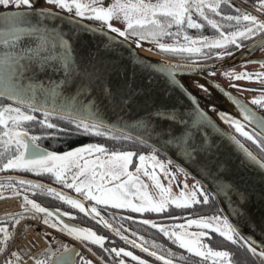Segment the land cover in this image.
Returning <instances> with one entry per match:
<instances>
[{"label": "snow or ice", "instance_id": "6c2138e0", "mask_svg": "<svg viewBox=\"0 0 264 264\" xmlns=\"http://www.w3.org/2000/svg\"><path fill=\"white\" fill-rule=\"evenodd\" d=\"M55 3L59 9L68 10L66 19L70 23L58 24V20L65 19L64 13L42 6L40 0H0V7L11 6L0 12V98L10 101L0 103V171L48 174L63 185L56 187L27 175L3 177L14 181L12 191L5 195L22 196V213H42L43 222L67 238L53 236L46 247L25 260L22 252L26 253V248L8 249L16 238L12 228L24 217L21 212L6 216L7 222L0 223V253L4 254L0 264H94L73 241L85 247L88 243L99 245L112 258L111 264H128L124 256L138 264H152L129 247L114 246V241L110 242L112 246H105L107 236L65 219L75 217L76 211L46 207L28 193L57 198L163 264H176L171 257L180 253L156 240H146L131 228H126L131 233L126 235L109 223L98 206L121 210V220L154 228L205 262L241 264L228 247L207 243L214 232L264 264V243L249 234L253 227L264 231V214L257 219L250 208L253 196L264 204V158L245 143L251 141L264 155V112L251 106L264 109V86L259 94L251 96V104L227 89L221 94L217 90L224 86L211 79V71L207 77L204 75L205 68L211 70L214 66L195 62L210 54L220 61L217 66L227 65V57L247 63L244 56L264 45V18L238 7L232 0ZM257 3L264 9V0ZM85 18L99 24L86 23ZM113 18L121 24L114 23ZM201 21L211 25L217 34L191 35L187 29H202ZM226 27L230 30L226 31ZM81 30L88 35L87 43L83 42ZM165 37H171V42H163ZM143 41L153 42L152 50L182 59L146 56L139 51ZM193 74L198 78L190 82ZM223 75L264 84V71L234 72L227 68ZM224 102L232 104V110H225L221 106ZM35 112L41 115H33ZM212 113L233 131L222 128ZM53 118L59 122L53 123ZM37 123L41 131H30ZM65 123L68 127L62 126ZM80 134L138 141L151 151L137 154L133 150H111L96 142L58 151L40 142L44 137L58 140ZM173 155L185 176L193 174L189 168L195 171L197 178L191 185L187 180L180 181L168 167ZM134 157L135 167L130 168ZM257 166L259 181L249 172ZM141 170L159 187L158 197L149 192ZM160 172L177 179L179 192H172L170 185L161 182ZM4 187L0 185V192ZM217 198L231 206V219L222 214L192 216L187 210L188 206ZM177 209L188 217L180 223L145 218ZM129 210L138 215L125 216ZM189 226L199 230L190 231ZM42 234L47 239V234Z\"/></svg>", "mask_w": 264, "mask_h": 264}, {"label": "flooded vegetation", "instance_id": "af4514ba", "mask_svg": "<svg viewBox=\"0 0 264 264\" xmlns=\"http://www.w3.org/2000/svg\"><path fill=\"white\" fill-rule=\"evenodd\" d=\"M232 3H235L238 7L242 9H246L247 11H250L253 14L260 16L261 18H264V9H261L260 5L257 3V0H232ZM222 7L224 6L222 5ZM194 18H197L195 16V13H194ZM203 23H204V27H203L204 34L203 35L214 36L217 34L216 30L211 25H208L206 22H203ZM225 30L228 31L230 29L226 27ZM250 42L251 41H249L248 43ZM245 47H247V43L245 44ZM262 58H264V45L257 47L249 56L245 58V60L248 61L247 63L241 62L238 65H235L233 67H227V68H232L234 72H239L245 69L251 72L264 71V63H261ZM216 61L218 60L209 54V58L198 59V61H195V62L196 63H214ZM227 68L215 69V70L211 69L208 71V74L211 71V75L215 77L216 79H218L219 81L223 82L224 84L228 86H230L231 84L230 87L232 89L237 91V93H239L249 102H251V99H250L251 96L259 94V89L260 87L264 86V84H262V82L260 81H247L243 78L228 77L225 75H222L219 77L215 74L218 72L224 73L227 70ZM235 82L242 83V84L246 83L245 84L246 88L245 87L234 88L233 85ZM8 102L9 101L0 99V103H8ZM254 106L257 107L261 112H264V109H261L259 105H254ZM33 115L40 116L41 114L39 112H35L33 113ZM52 122L57 123L59 121L56 118H53ZM29 130L33 132L41 131V125L37 123L35 124L34 127H30ZM70 139H75L76 141L77 135L65 136L63 139H58V140H53L49 137H44L40 142L42 143L44 147H47L51 150L62 151L65 148H68L67 145L69 144L68 142L70 141ZM245 143L260 158H264V155H261V153L257 151L256 147L252 144L251 141L245 140ZM76 145H73V146H76ZM133 151H135L138 154V152L140 151L147 153L151 151V149L133 150ZM161 159H166V158L164 156H161ZM135 163H136V157H134L133 163L130 165V168H134ZM9 175H27L29 176V178L39 179L43 181L44 183H51L53 184V186H56V187H64V186L53 181L52 178L48 174L37 175V174H31V173L19 172V171H16V172L0 171V185H5V187L3 188V191L0 192V223L7 222L5 220L6 216H10L14 213L21 212L24 218L12 228V230L15 231L16 233V238L15 240L12 241L11 244L8 245V249H11L14 247L15 248H26L28 251L26 253L22 252V255L24 256V259L27 260L34 254H36L41 248L46 247L48 245V240H51L53 236H60L61 238H67V235L61 233L58 229L56 230L52 229L50 225H46L43 222L44 216L42 213L35 215L41 225L35 224V222L33 221V219L35 220V216H28L27 214L22 213V210H21V205L23 204L22 196L21 195H5V193L12 191L10 185L14 183V181H8V180L3 179V177L9 176ZM65 191L78 195L72 189L65 188ZM28 194L31 196V198L37 199L38 202L44 204V206L46 207L57 208V209H60L61 211H76L77 214L75 217H66L65 219L75 224H78L81 227H91L95 231H97L98 234L107 236L109 239L108 241L105 242V246H112L110 242L114 241V246L129 247L132 251H135L137 255H142L145 259H149L150 261H152V264H163L161 262L156 261L152 257H149L142 250L137 249L134 246H131L127 244L126 242H124L123 240H121L120 237L116 236L110 229L99 224L98 220L93 219L91 217H87L85 214L81 213L79 210L74 209L72 206L66 205L64 202L59 201L57 198L51 197L46 193L45 194L28 193ZM11 201L16 203V205H11ZM98 207L100 208L102 215L109 220V223H111L114 227L119 228L120 231L124 232L126 235L131 234L126 231V228H131L133 232H137V231L140 232L141 235L145 236L146 240L148 241L156 240L160 244L166 246L167 248H171L173 252L180 253L179 256L171 257V259L176 261V264H211L210 261L205 262L202 260V258H200L196 254L188 253L187 250L181 248L180 246L175 245L170 240L165 242L163 240L158 239L157 235L155 236L157 239L156 238L154 239L153 234L149 233L148 226L146 225L134 224L130 220H121L118 214L121 210L115 209L113 207H109V208H104L103 206H98ZM191 214L192 216H196V215H213V214H222V213L218 211L215 213L214 212L213 213H206V212L201 213L200 212V213H191ZM124 215L134 216L138 214L135 213L134 211L129 210V211H126ZM145 218L153 219L147 216H145ZM186 218H183V219H186ZM183 219H180V220H183ZM171 221H177V220L157 221V222L166 223V222H171ZM192 227L197 228L196 226H192ZM21 228L24 229L23 232L20 231ZM42 232L47 234V239H45V236L42 234ZM213 235H215L214 232H213ZM73 242L79 244L82 247L83 252L87 254L89 258L93 259L94 264H105V261H108V264H111L112 258H110L107 254H105L103 252V249L99 245L88 243L87 246L85 247L79 241H73ZM207 243L210 246H212L210 243V238L207 239ZM55 246L56 245L53 244V247ZM3 258H4V254L0 253V260H3ZM124 259L128 261V264H138V262H135L130 257L124 256Z\"/></svg>", "mask_w": 264, "mask_h": 264}, {"label": "water", "instance_id": "95a60500", "mask_svg": "<svg viewBox=\"0 0 264 264\" xmlns=\"http://www.w3.org/2000/svg\"><path fill=\"white\" fill-rule=\"evenodd\" d=\"M99 2H103V3H108L109 0H101ZM40 4L42 6H45V7H48V8H51V6L43 3V0H40ZM11 6H3V7H0V12H3V11H6L8 10V8H10ZM51 9H53L54 11H58V12H63L64 13V16H65V19L64 20H58L57 23H70L69 21H67L66 17L69 15V12L68 10H63V9H59L56 8V7H52ZM72 14H74V11L72 12ZM85 22L86 23H96V24H99L98 22L96 21H93V20H90V19H87L85 18ZM81 34L83 36V42L84 43H87L88 42V35L86 33L83 32V30H81ZM144 44L143 47H140L139 48V51L143 52L146 56H149V57H152V58H155V59H167V60H174V61H178V60H175V59H172V58H168V57H165V56H162L160 54H158L156 52V50H152L154 48V44L153 43H148V42H142ZM261 46V45H260ZM255 50V49H254ZM253 50V51H254ZM253 51H251L250 53H247L245 56H244V59L249 56ZM229 61V63L227 65H223V66H217L220 64V61H216L214 63H199V64H205V65H213L214 67L212 68V70H215V69H223V68H227V67H233L235 65H238L239 63L241 62H237V57H227L225 58ZM208 71L209 69L205 68L204 69V75L207 77L208 76ZM198 78V75L197 74H193L191 77H189V81L191 82L192 80H195ZM211 79L212 80H215L217 81L220 85L224 86V88H221V89H218L217 91L219 93H223L225 89H227L228 91H231L233 92L234 94H237L240 96L241 99L249 102L247 99H245L243 96H241L239 93H237L235 90H233L230 86L224 84L223 82L219 81L218 79H216L215 77H213L211 75ZM0 99H3V100H6V101H9L7 98H0ZM10 102V101H9ZM251 104V102H249ZM225 110H232V104L230 103H227V102H224L222 103L221 105ZM252 107L256 108L257 111H260L257 107H255L253 104L251 105ZM261 112V111H260ZM233 114H235V112L233 111ZM213 117L216 119L217 123L222 127V128H225L227 129L229 132L233 131L229 125L226 124V122L220 118L219 116L216 115V113H212ZM114 119V118H113ZM137 135H139V133H137ZM146 145V144H145ZM148 146V145H147ZM258 156V155H257ZM165 157V156H164ZM166 158V157H165ZM172 160H173V163L177 165V158L173 155L172 157ZM180 163H183V161H180ZM254 163V162H252ZM185 167H188V165H184ZM189 171H191L193 174L190 175L192 178H197L196 177V173L193 169L189 168ZM249 172L250 174L253 176L254 179H256L257 181H259V176H260V170H259V167L257 166L256 168H250L249 169ZM73 194V193H71ZM75 195V194H73ZM217 204H218V207H219V210L220 212L223 214V215H228L229 218L231 219L232 216L234 215V213H232V208L231 206L228 204V202L226 200H222V199H215ZM250 208H251V212L252 214L257 218L259 219L261 217L262 214H264V204L261 203V201H259V199L256 197V196H253L252 200L250 201ZM231 214V215H230ZM247 230V229H246ZM253 240L255 241H260L261 243H264V231H262L259 227H253L251 230H250V233H249ZM147 254V253H146ZM149 257H152L150 256L149 254H147ZM153 259H155L156 261H158L156 258L152 257ZM158 262H161V261H158ZM163 263V262H161Z\"/></svg>", "mask_w": 264, "mask_h": 264}, {"label": "trees", "instance_id": "16d2710c", "mask_svg": "<svg viewBox=\"0 0 264 264\" xmlns=\"http://www.w3.org/2000/svg\"><path fill=\"white\" fill-rule=\"evenodd\" d=\"M196 16V14H195ZM203 22V21H201ZM191 35H203L204 34V28L202 29H195V28H189L187 29ZM182 39V37H180ZM148 43H153L149 41H144ZM163 42H171V37H165L163 39ZM154 44V43H153ZM156 52L160 55L175 59V60H181L182 58L178 55H166L163 52L156 50ZM198 61V60H196ZM63 127H68L67 123L62 125ZM78 139V140H77ZM77 139H70L68 142L69 144L67 147H71L76 144L80 143H88V142H97V143H104L106 144L109 149L111 150H144V149H151L145 144H140L138 141H129V140H114L109 137H104L102 135L98 134H80L77 136ZM188 212L190 213H213V212H218L219 208L217 205L216 200H210L207 204H198L194 206H188ZM149 218H153L156 221H169L172 219H165V217H179L180 219L186 218L184 216V213L181 212L180 210H175V211H168L166 210L163 214H148L146 215ZM148 231L149 233L153 234L154 239L156 238L155 236H158V239L163 240L165 242L169 241L168 238L164 237L161 233L158 232V230H155L154 228H151L148 226ZM157 239V238H156ZM210 243L212 246L218 247V246H224L228 247L230 251H233L234 253V259L239 260L241 264H259V261L251 256L250 254H245L242 251H238L232 244L231 242L226 241L225 238L220 236L219 234H215L210 238Z\"/></svg>", "mask_w": 264, "mask_h": 264}, {"label": "rangeland", "instance_id": "374dc122", "mask_svg": "<svg viewBox=\"0 0 264 264\" xmlns=\"http://www.w3.org/2000/svg\"><path fill=\"white\" fill-rule=\"evenodd\" d=\"M101 1V0H98V2ZM43 3L51 6L52 7H56L58 8V5L55 3V0H43ZM74 11V10H73ZM113 22L114 23H117L118 25L121 24V21L117 20L116 18H113ZM217 76H222L223 73L221 72H218V73H215ZM229 84V83H228ZM245 84H242V83H237L235 82L234 83V88H236L235 85H241V87H245ZM231 86V84H230ZM232 86V87H233ZM246 88V87H245ZM134 160V158H133ZM173 163V162H172ZM174 164V163H173ZM173 164H170L168 165V167H170L174 172H176V175L177 177L179 178L180 181H184V180H187V183L189 185H191L192 181L194 178H192L190 175L188 176H185V174L183 172H180L177 168V165H173ZM141 176H142V179L146 182L147 184V188L149 190V192L151 194H153L154 197H158L159 195V187L153 182V180L151 179L150 176H148L146 173L143 172V170H141ZM159 176H160V180L163 184L165 185H170L171 187V190L172 192H179V188H180V184L178 183L177 179L176 178H169V174L165 173V172H160L159 173ZM215 213V212H214ZM182 222V220H177V221H171V222H166V223H180ZM189 230L190 231H197L199 230L198 228H193L192 226H189Z\"/></svg>", "mask_w": 264, "mask_h": 264}, {"label": "bare ground", "instance_id": "6f19581e", "mask_svg": "<svg viewBox=\"0 0 264 264\" xmlns=\"http://www.w3.org/2000/svg\"><path fill=\"white\" fill-rule=\"evenodd\" d=\"M142 52H143V50H142ZM11 205H16V203H14L13 201H11ZM31 232V231H30Z\"/></svg>", "mask_w": 264, "mask_h": 264}, {"label": "built area", "instance_id": "2783aa9c", "mask_svg": "<svg viewBox=\"0 0 264 264\" xmlns=\"http://www.w3.org/2000/svg\"><path fill=\"white\" fill-rule=\"evenodd\" d=\"M37 222V220H35Z\"/></svg>", "mask_w": 264, "mask_h": 264}]
</instances>
